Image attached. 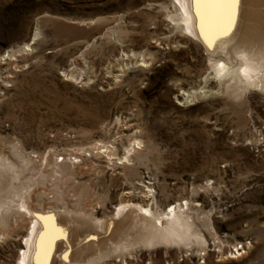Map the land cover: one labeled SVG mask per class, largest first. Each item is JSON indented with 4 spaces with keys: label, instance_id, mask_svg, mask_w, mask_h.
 Returning <instances> with one entry per match:
<instances>
[{
    "label": "rangeland",
    "instance_id": "obj_1",
    "mask_svg": "<svg viewBox=\"0 0 264 264\" xmlns=\"http://www.w3.org/2000/svg\"><path fill=\"white\" fill-rule=\"evenodd\" d=\"M217 11L205 46L176 0H0V264L20 203L41 264H264V1Z\"/></svg>",
    "mask_w": 264,
    "mask_h": 264
},
{
    "label": "bare ground",
    "instance_id": "obj_2",
    "mask_svg": "<svg viewBox=\"0 0 264 264\" xmlns=\"http://www.w3.org/2000/svg\"><path fill=\"white\" fill-rule=\"evenodd\" d=\"M176 1L178 2V4L180 5V7H181V9L183 11L182 12V19H181V22H182V25L181 26L184 28V30L187 33H189L190 35H192L193 37L199 39L200 42H202V44H204L205 46L206 45L207 46H210V42H212V40H215L219 44V41L221 39L220 36H218L217 34H216V36H212V33H211V29H214V28L206 29L205 34L204 35H201L200 24H201V16H202V14L200 13V7L197 6V0H176ZM220 11L222 13L225 12L224 9H218V11L216 12V14H212V13L210 14L211 15V19L213 20V22H212L213 24L211 23L213 25V27L216 25L215 24L216 21L219 24H221V25H222V22L224 23V21L220 19V16H221L220 13H219ZM198 12L201 14V16H198V14H197ZM217 30H219V28ZM228 34H230V33H228ZM212 46H213V44H212ZM220 47H221V45H220ZM207 49H209V48H207ZM259 56H261V55H259ZM245 57L247 59V55H245ZM245 63H247V61H245ZM248 68H245L244 69V72L248 73L250 71V70H248ZM220 70L221 69H219V68L216 69L217 72H219ZM0 207H1V204H0ZM18 207H19L20 211H22L23 213H26L27 215H30L31 217L34 218V220L32 222V226L30 227V231H29L28 235L26 236L25 241L23 243V246H24L25 249L22 252V256H21V259L18 261V264H41L42 262H46L48 260V258H49V253H50L49 252V248L45 249L44 252H42L41 251V248H40L41 247V244H40V240L41 239L40 238L42 236V232L46 228V225L24 203H20V205ZM124 209H125V207L119 206V208L117 209V213L116 214L119 215L120 213H122L124 211ZM170 212L172 213L171 214L172 215V220L171 221H168V224L173 228V230L175 229V231H177L178 228H179V230L181 229L184 232L185 231L184 230V226L186 224V220L184 218H182V215L178 212V210L176 209L175 206L171 207ZM99 223H100V227L102 228L103 227L102 221H100ZM50 232L47 231V235ZM53 235L55 236V234H53ZM166 236H161V237H163V239H165V238L167 239ZM45 238H46V240H49V239H47V237H45ZM177 238H180L181 239L182 236L181 235H178ZM47 244H49V243H47ZM66 250H67V245H66V247L64 249H62V251L58 254V256H60L61 258H63V254L66 252Z\"/></svg>",
    "mask_w": 264,
    "mask_h": 264
},
{
    "label": "snow or ice",
    "instance_id": "obj_3",
    "mask_svg": "<svg viewBox=\"0 0 264 264\" xmlns=\"http://www.w3.org/2000/svg\"><path fill=\"white\" fill-rule=\"evenodd\" d=\"M240 0H197L198 7L211 8V9H224L223 32L228 33L235 26L237 11L239 9ZM198 16L201 14L198 12ZM212 26L208 24L203 16H201V35L205 34L206 29H210Z\"/></svg>",
    "mask_w": 264,
    "mask_h": 264
}]
</instances>
